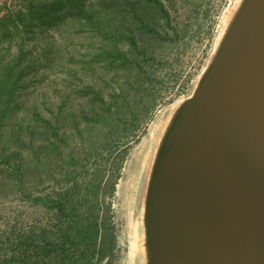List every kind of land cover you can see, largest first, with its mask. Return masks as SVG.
Wrapping results in <instances>:
<instances>
[{
    "label": "trees",
    "instance_id": "trees-1",
    "mask_svg": "<svg viewBox=\"0 0 264 264\" xmlns=\"http://www.w3.org/2000/svg\"><path fill=\"white\" fill-rule=\"evenodd\" d=\"M173 5L0 4V264L114 262L116 184L188 32Z\"/></svg>",
    "mask_w": 264,
    "mask_h": 264
},
{
    "label": "water",
    "instance_id": "water-1",
    "mask_svg": "<svg viewBox=\"0 0 264 264\" xmlns=\"http://www.w3.org/2000/svg\"><path fill=\"white\" fill-rule=\"evenodd\" d=\"M167 132L150 264H264V0H245Z\"/></svg>",
    "mask_w": 264,
    "mask_h": 264
},
{
    "label": "rangeland",
    "instance_id": "rangeland-1",
    "mask_svg": "<svg viewBox=\"0 0 264 264\" xmlns=\"http://www.w3.org/2000/svg\"><path fill=\"white\" fill-rule=\"evenodd\" d=\"M16 2L0 0L2 5ZM235 2L174 0V5L169 6L176 9L178 16L189 15L188 32L178 43V48H172L165 65L167 72L163 81L158 83L160 98L143 122L139 140L132 144L116 184L111 203L116 222L117 253L112 264H150L148 192L158 154L172 122L195 93L217 38L232 16ZM125 185L130 188L128 199L120 192ZM7 206L8 211L18 210L16 201ZM38 212L33 211L34 214Z\"/></svg>",
    "mask_w": 264,
    "mask_h": 264
},
{
    "label": "bare ground",
    "instance_id": "bare-ground-1",
    "mask_svg": "<svg viewBox=\"0 0 264 264\" xmlns=\"http://www.w3.org/2000/svg\"><path fill=\"white\" fill-rule=\"evenodd\" d=\"M244 2H245V0H236V2L234 4L233 11H232V16L227 21V23L225 24V27L223 28L221 34L217 38V41L215 43V48H214L213 54L211 56V59L208 62L207 67L203 71V74H202V77H201V81H202L203 77L207 74V72L210 70V68L212 67V65L214 64L215 58H216L215 56L218 53V51H219V49H220V47L222 45V42L224 40V37H225L226 33L228 32V30L230 28V25L233 22V19H234L235 15L238 13V11L240 10V8L243 6ZM200 82H199V84H200ZM120 192L125 197V199L126 198L128 199V196L130 195V188L127 185H125L124 187L122 186ZM148 201H149V192H148Z\"/></svg>",
    "mask_w": 264,
    "mask_h": 264
}]
</instances>
